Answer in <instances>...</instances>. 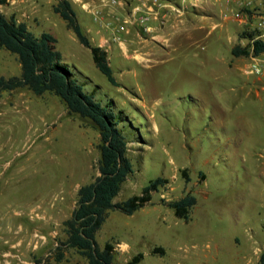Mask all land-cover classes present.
Here are the masks:
<instances>
[{
    "label": "rangeland",
    "instance_id": "rangeland-1",
    "mask_svg": "<svg viewBox=\"0 0 264 264\" xmlns=\"http://www.w3.org/2000/svg\"><path fill=\"white\" fill-rule=\"evenodd\" d=\"M68 1L90 44L106 52L117 86L53 12L56 0H4L0 13L35 36L51 34L83 91L113 104L133 167L113 202L168 181L132 215L108 211L95 235L99 248L111 242L115 264L138 253V264H257L264 54L232 50L250 46L244 34H260L258 17L238 11V0ZM19 75L17 57L1 49L0 77ZM98 145L92 122L68 113L59 98L25 88L0 95V264H87L61 243L79 188L99 176ZM187 194L196 204L185 221L166 204Z\"/></svg>",
    "mask_w": 264,
    "mask_h": 264
},
{
    "label": "trees",
    "instance_id": "trees-1",
    "mask_svg": "<svg viewBox=\"0 0 264 264\" xmlns=\"http://www.w3.org/2000/svg\"><path fill=\"white\" fill-rule=\"evenodd\" d=\"M0 2L3 3L4 0ZM53 12L66 23L78 42L90 51L98 71L111 85L117 86L106 52L90 44L78 24L71 3L68 0H56ZM257 35L254 32L244 34L243 37L250 41V46L235 47L232 54L253 57L264 54V41L258 39ZM55 43L56 40L51 34L44 32L40 36H35L28 30L26 24L7 19L0 13V50L4 49L15 55L20 65L19 76L0 77V95L23 88L37 96L49 93L60 99L68 113L88 119L97 129L99 176L92 183L79 188L75 209L71 217L63 223L66 240L61 245L74 249L87 264H115L114 245L106 242L103 248H99L95 239L108 211L118 210L125 215H132L149 205L152 194L167 185L168 181L157 178L145 186L139 195L120 203L113 202L122 184L133 173L120 121L111 102L107 101L106 106H102L94 100L93 94L83 91L73 71L62 62L60 53L54 47ZM195 204V197L187 194L176 201L168 202L166 206L173 210L176 218L187 221ZM158 251L161 250L154 248L151 254ZM62 259L63 254L59 252L55 262L60 263ZM142 259L143 254L138 253L125 264H138ZM257 264H264V252Z\"/></svg>",
    "mask_w": 264,
    "mask_h": 264
},
{
    "label": "built area",
    "instance_id": "built-area-1",
    "mask_svg": "<svg viewBox=\"0 0 264 264\" xmlns=\"http://www.w3.org/2000/svg\"><path fill=\"white\" fill-rule=\"evenodd\" d=\"M155 2L157 0H154ZM255 0H238L236 2V6L238 7V11L245 10V14L251 13L256 15L259 19L258 29L260 31V34L257 35V38L264 41V0H262L260 6L257 4H254ZM247 12V13H246ZM237 19H243V13L240 14L239 12H236L235 14ZM252 73H259V69L256 65H252L250 68Z\"/></svg>",
    "mask_w": 264,
    "mask_h": 264
},
{
    "label": "bare ground",
    "instance_id": "bare-ground-1",
    "mask_svg": "<svg viewBox=\"0 0 264 264\" xmlns=\"http://www.w3.org/2000/svg\"><path fill=\"white\" fill-rule=\"evenodd\" d=\"M179 24V23H178ZM180 26V25H179ZM176 27V26H175ZM173 29V28H172ZM176 29V28H175ZM185 32V31H184ZM162 41V40H161ZM148 57V56H147ZM140 60V59H139Z\"/></svg>",
    "mask_w": 264,
    "mask_h": 264
}]
</instances>
